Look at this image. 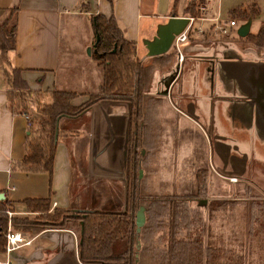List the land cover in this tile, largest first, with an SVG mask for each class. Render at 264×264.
I'll use <instances>...</instances> for the list:
<instances>
[{
  "label": "crops",
  "instance_id": "obj_1",
  "mask_svg": "<svg viewBox=\"0 0 264 264\" xmlns=\"http://www.w3.org/2000/svg\"><path fill=\"white\" fill-rule=\"evenodd\" d=\"M187 2L0 0V19L9 25L7 30L0 29L6 33L15 29V49L9 54V62L21 70L29 88L77 92L65 85L66 79L59 81L58 77L62 47L66 63L68 59L86 58L80 49L71 48V39L64 36L66 28L68 34L71 25L81 22L91 36L92 15H113L124 36L141 53L142 40L151 38L157 25L170 16H183ZM251 2L264 13V0H203L197 16L202 19L196 24L210 26L223 5L245 7ZM253 21L251 18V25ZM196 41L185 42L182 59L176 54L169 66L156 69L150 80L148 94L160 101L155 107L159 125L156 162H145L151 173L149 183H162V189L168 190L196 189L197 171L207 168L208 180L215 178V173L250 176V181L261 188L264 178L256 175V167H264V50L258 53L254 47L237 45L215 48ZM93 66L89 69L101 85L100 71ZM87 99L78 95L72 104ZM130 112L127 100L106 97L78 117H63L58 130L65 134L56 145L51 178L44 172L14 170L12 163L21 160L26 151L28 119L8 109L7 86L0 67V201L11 202V215L29 217L35 214L26 210L22 202L26 198L49 197L51 208L121 210L134 126ZM139 124L143 125L142 120ZM139 151L143 158L145 148ZM140 171L148 172L145 168ZM24 234L30 244L11 253V264H82L76 230L48 228ZM115 243L120 245L118 240ZM141 260V264H149Z\"/></svg>",
  "mask_w": 264,
  "mask_h": 264
},
{
  "label": "trees",
  "instance_id": "obj_2",
  "mask_svg": "<svg viewBox=\"0 0 264 264\" xmlns=\"http://www.w3.org/2000/svg\"><path fill=\"white\" fill-rule=\"evenodd\" d=\"M176 2L177 0H173V5ZM202 2L203 0H188L184 15L198 16ZM259 13L260 8L255 4L237 6L230 10L231 18L242 20L243 23ZM91 22L94 34L92 48L96 50L93 51L92 58L101 74L99 92L90 94L87 100L74 105L72 99L77 96V92L59 89L43 91L46 96L40 107L39 131L37 133L28 131L25 138V154L21 160L12 163V168L28 173L44 172L51 178L56 145L59 137L65 134L59 130L56 134L58 121L63 117H78L97 100L119 97L118 93H124L126 96L123 98L131 106V123L134 126L129 138L123 210L87 209L71 214L66 209L51 208L50 198L45 197L22 200L26 210L35 214L33 217L9 216L8 212L13 211L11 202L0 201V254L4 250L9 225L14 230H22L23 233L37 234L48 228H70L68 223L72 222L79 228L78 254L82 264H141V258H144L145 249L140 246L143 229L141 232L136 231L135 218L137 210L145 200L142 197L144 193L136 170L141 168V165L145 166V162L147 164L156 162L159 125L155 117V107L160 101V98L147 95L145 92L149 85L150 72L167 67L172 61L173 53L151 56V63L143 64L141 58L137 56L138 51L134 43L124 36L113 15L107 17L97 13L92 15ZM96 35L99 36V40L94 46ZM239 38L250 41L256 52H262L264 20L260 22L255 33L249 32L245 37ZM14 49L15 29L12 28L7 33L0 29V67L7 86V106L13 114L27 115L24 97L41 92L29 88L22 78L21 70L10 64L9 54ZM131 91L133 96H127ZM139 120H142V126L138 123ZM140 148H145L146 153L138 160L135 156ZM205 178L206 171L199 169L196 173L198 191L205 189ZM177 203L179 202L170 198L150 201V205L157 204L170 208L176 207ZM160 222L164 224L162 220ZM175 228L177 226L169 224L167 230H164V235L159 238L160 247L153 245L154 252L148 261L149 264H237L235 260H239L238 257L230 258L232 251L205 247L196 234L184 237L182 236L184 234L180 235ZM117 240L123 245L119 251H115Z\"/></svg>",
  "mask_w": 264,
  "mask_h": 264
},
{
  "label": "rangeland",
  "instance_id": "obj_3",
  "mask_svg": "<svg viewBox=\"0 0 264 264\" xmlns=\"http://www.w3.org/2000/svg\"><path fill=\"white\" fill-rule=\"evenodd\" d=\"M252 4L255 3L251 2L249 5ZM231 9L225 5L219 8V17L222 21L228 22L230 19H233L230 16ZM192 16L197 17V15ZM261 18H264V13L260 10V13L253 17L254 21L252 22L250 33L257 31L259 19ZM235 20L238 26L243 23L242 20ZM72 27L73 25L70 26L71 30ZM209 27H206L202 34H193L190 37V42H197L196 40H199L203 45L210 44L215 48L222 45H237L241 48L254 47L250 41L241 40L237 35L236 29L231 36H220L214 33ZM71 30L69 29L68 35L66 28L64 36H68L71 39L73 45L71 48L80 49L86 58L80 61L68 59L66 63L65 51L62 47L58 68L59 81L66 79L65 85L73 91H77V96L83 97L85 95L96 94L100 90V84L96 83V73L89 69V66L94 67L93 65H96L95 60L92 58L93 33L91 36L87 35L85 25L81 22L79 24L75 23L73 30ZM88 48H90L89 54L87 52ZM142 48L144 49L143 52H139L137 56L139 58L141 57L143 64L149 65L151 58L145 56L146 50L144 46ZM170 52L173 53V57L177 54L172 46L167 51V53ZM95 69H98L97 66H95ZM153 72L149 74V84ZM39 91L41 94L32 93L29 97H24L25 107L28 113V131L31 130L35 133L40 128L38 124L41 115L40 107L43 103V98L46 96V93H42V90L39 89ZM145 93L150 95L148 94V88ZM118 94L120 99H124L123 97L126 96L124 93ZM128 95L133 96L132 91ZM27 115L25 116L27 117ZM139 150H137L139 153L135 156L138 160L141 159ZM213 160L216 162V170L219 171L220 168L217 165V159L214 157ZM142 168L148 171L147 174L142 171L141 177H139L141 189L144 193L142 197L145 200L141 204L145 207V222L141 227L143 232L141 233L140 239V246H143V250L145 249L143 251L144 259L150 260L154 252V244L160 247L159 238L164 235V230H167L170 224L177 226L175 229L180 235L184 234L182 235L184 237H192L196 234L198 238H201L202 244L205 247L209 246L223 251H232L233 253L230 254V258L234 259L238 257L239 260H235L237 264H264V184L260 188L258 186L259 183L254 182L253 184L250 181V176L233 177L236 176L233 174L218 175L215 173V178L210 177L208 180L207 168H201V170L206 171L204 190L198 191L197 183L196 189L168 190L162 189L164 188V184L162 183L156 181L149 183L151 173L149 171L150 169L146 166L141 165V168L139 167L136 170V173L138 171V176ZM256 170V175L264 178V167H256ZM238 181L243 182V184L236 186ZM160 198H170L179 203L173 208L168 206L162 207L157 204L150 205L152 199ZM183 200H186V202H182ZM66 210L71 214L85 211L79 209ZM122 210L123 208L118 211ZM169 212H171L170 215H168ZM161 220L165 226L160 222ZM68 227L76 231L79 230L72 222L68 223ZM19 231L23 232L22 230ZM122 248L123 245L116 244L115 251H119ZM0 258H2V255H0ZM195 260L198 262L197 259Z\"/></svg>",
  "mask_w": 264,
  "mask_h": 264
},
{
  "label": "water",
  "instance_id": "obj_4",
  "mask_svg": "<svg viewBox=\"0 0 264 264\" xmlns=\"http://www.w3.org/2000/svg\"><path fill=\"white\" fill-rule=\"evenodd\" d=\"M188 15L184 16H170L165 22L159 23L156 27L155 34L151 38H146L142 40V44L146 49V55L156 56L166 53L173 42L174 36L179 34L184 30L186 25L188 24ZM251 19L249 18L245 23H241L237 28V35L239 37H245L250 32ZM0 27L4 30L9 29V25H7L3 20L0 19ZM99 40V36L96 35V41L94 46ZM96 52V50H93ZM88 54L90 53V48L87 49ZM58 131V124L56 126V134ZM139 175H141V171H139ZM2 195H0V199H2ZM145 207L140 205L139 209L136 212L135 224L136 231L139 232L141 230L142 225L145 222ZM139 247V243L137 245Z\"/></svg>",
  "mask_w": 264,
  "mask_h": 264
},
{
  "label": "built area",
  "instance_id": "obj_5",
  "mask_svg": "<svg viewBox=\"0 0 264 264\" xmlns=\"http://www.w3.org/2000/svg\"><path fill=\"white\" fill-rule=\"evenodd\" d=\"M200 9L202 7H199ZM188 24L184 28L182 32L174 36L172 47L175 49L176 53L178 54L179 60L182 59L181 47L182 45L187 42L193 34H202L205 31V28L199 24H196L198 19H202L195 16L188 15ZM212 24L210 25V29L220 36H231L233 32H237V25L236 20L230 19L228 22L222 21L218 16L212 19ZM28 119V116H27ZM29 124V123H28ZM8 215L11 216V212H8ZM6 241L4 245V250L2 252V259H0V264H11L10 262V255L11 253L19 248L22 245L30 244V239L25 236V234L19 230H14L8 227L6 235Z\"/></svg>",
  "mask_w": 264,
  "mask_h": 264
}]
</instances>
